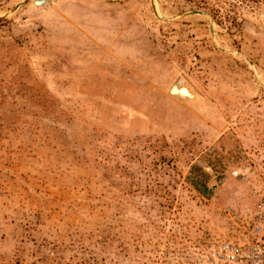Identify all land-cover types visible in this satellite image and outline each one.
<instances>
[{
    "label": "rangeland",
    "instance_id": "obj_1",
    "mask_svg": "<svg viewBox=\"0 0 264 264\" xmlns=\"http://www.w3.org/2000/svg\"><path fill=\"white\" fill-rule=\"evenodd\" d=\"M263 192L264 0H0V264H180Z\"/></svg>",
    "mask_w": 264,
    "mask_h": 264
},
{
    "label": "built area",
    "instance_id": "obj_2",
    "mask_svg": "<svg viewBox=\"0 0 264 264\" xmlns=\"http://www.w3.org/2000/svg\"><path fill=\"white\" fill-rule=\"evenodd\" d=\"M224 213L231 222L229 231L201 237L180 264H264V192L248 210L229 207Z\"/></svg>",
    "mask_w": 264,
    "mask_h": 264
},
{
    "label": "bare ground",
    "instance_id": "obj_3",
    "mask_svg": "<svg viewBox=\"0 0 264 264\" xmlns=\"http://www.w3.org/2000/svg\"><path fill=\"white\" fill-rule=\"evenodd\" d=\"M175 87H176V86H175ZM179 89H181V90H180V93H181V94H183V95H188V94H189L186 88H179ZM179 89H178V90H179ZM192 98H193V97H192Z\"/></svg>",
    "mask_w": 264,
    "mask_h": 264
},
{
    "label": "water",
    "instance_id": "obj_4",
    "mask_svg": "<svg viewBox=\"0 0 264 264\" xmlns=\"http://www.w3.org/2000/svg\"><path fill=\"white\" fill-rule=\"evenodd\" d=\"M179 83H181V82H179ZM178 85V83L176 84V85H174L173 87H175V86H177ZM174 97H177V98H181V99H188V98H184V97H181L180 95H178V94H175V93H173V91H172V93H171Z\"/></svg>",
    "mask_w": 264,
    "mask_h": 264
}]
</instances>
